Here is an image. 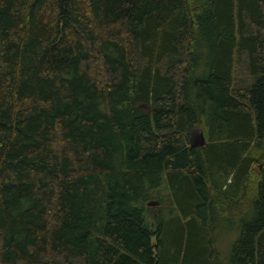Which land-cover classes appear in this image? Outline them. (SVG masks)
Returning a JSON list of instances; mask_svg holds the SVG:
<instances>
[{
	"label": "trees",
	"instance_id": "1",
	"mask_svg": "<svg viewBox=\"0 0 264 264\" xmlns=\"http://www.w3.org/2000/svg\"><path fill=\"white\" fill-rule=\"evenodd\" d=\"M0 264H264V0H0Z\"/></svg>",
	"mask_w": 264,
	"mask_h": 264
},
{
	"label": "rangeland",
	"instance_id": "2",
	"mask_svg": "<svg viewBox=\"0 0 264 264\" xmlns=\"http://www.w3.org/2000/svg\"><path fill=\"white\" fill-rule=\"evenodd\" d=\"M200 130L199 129H197V130H195L193 133H192V135H191V142L192 143H196L198 140H199V137H198V135L200 134ZM159 207V205L157 204H155V205H151L150 206V208H152V209H156V208H158ZM219 230H218V233H221L220 231V228H218ZM217 233V234H218ZM234 237H235V234L234 233H230V234H223V236H221V238H219V243H220V245H221V247L223 248V249H225V247L227 246V244H229L230 242L232 243V241H233V239H234ZM238 239L236 238V241H237ZM228 250L229 249H227V250H225L224 251V254H226L227 252H228ZM223 258H224V256H223ZM226 258V257H225Z\"/></svg>",
	"mask_w": 264,
	"mask_h": 264
},
{
	"label": "water",
	"instance_id": "3",
	"mask_svg": "<svg viewBox=\"0 0 264 264\" xmlns=\"http://www.w3.org/2000/svg\"><path fill=\"white\" fill-rule=\"evenodd\" d=\"M198 137H199V140L196 143H192L191 142L192 139H190V147L191 148L204 147L206 145V139H205V137H204V135H203L202 132H200V134L198 135ZM155 204L152 203V204H150V206L151 205H155Z\"/></svg>",
	"mask_w": 264,
	"mask_h": 264
}]
</instances>
